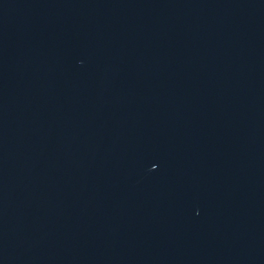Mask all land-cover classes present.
Segmentation results:
<instances>
[{
	"label": "water",
	"instance_id": "95a60500",
	"mask_svg": "<svg viewBox=\"0 0 264 264\" xmlns=\"http://www.w3.org/2000/svg\"><path fill=\"white\" fill-rule=\"evenodd\" d=\"M0 264H264V0H0Z\"/></svg>",
	"mask_w": 264,
	"mask_h": 264
}]
</instances>
